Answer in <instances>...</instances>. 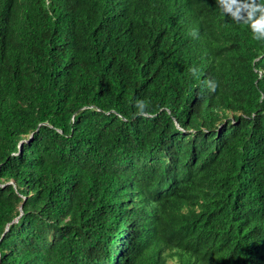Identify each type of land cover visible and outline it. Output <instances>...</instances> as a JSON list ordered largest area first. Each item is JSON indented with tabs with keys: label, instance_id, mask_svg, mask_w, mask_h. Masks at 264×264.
I'll return each mask as SVG.
<instances>
[{
	"label": "trees",
	"instance_id": "1",
	"mask_svg": "<svg viewBox=\"0 0 264 264\" xmlns=\"http://www.w3.org/2000/svg\"><path fill=\"white\" fill-rule=\"evenodd\" d=\"M250 4L0 0V264H264Z\"/></svg>",
	"mask_w": 264,
	"mask_h": 264
},
{
	"label": "clouds",
	"instance_id": "2",
	"mask_svg": "<svg viewBox=\"0 0 264 264\" xmlns=\"http://www.w3.org/2000/svg\"><path fill=\"white\" fill-rule=\"evenodd\" d=\"M218 5L221 7L222 12L225 14H229L232 16L234 20H239V8H235L239 3V0H217ZM250 8L249 15L247 22H251V28L253 31V38L256 40H262L264 39V2H261L259 4L256 3V0H251V4L248 5ZM256 13H259V17L255 18ZM194 38L198 36V33L196 31H192L190 33ZM190 71L193 73V75H197V69L192 68ZM207 86L209 87V90L211 92H215L217 88V84L213 80L206 81ZM136 107L138 109L137 115L138 116H144L145 110L147 108V105L144 101L138 100L136 102Z\"/></svg>",
	"mask_w": 264,
	"mask_h": 264
}]
</instances>
